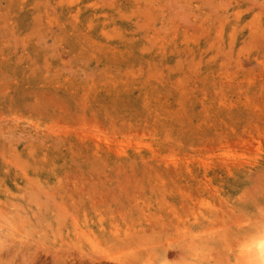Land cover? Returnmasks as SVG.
<instances>
[{
  "label": "rangeland",
  "instance_id": "374dc122",
  "mask_svg": "<svg viewBox=\"0 0 264 264\" xmlns=\"http://www.w3.org/2000/svg\"><path fill=\"white\" fill-rule=\"evenodd\" d=\"M263 226L264 0H0V264H264Z\"/></svg>",
  "mask_w": 264,
  "mask_h": 264
},
{
  "label": "bare ground",
  "instance_id": "6f19581e",
  "mask_svg": "<svg viewBox=\"0 0 264 264\" xmlns=\"http://www.w3.org/2000/svg\"><path fill=\"white\" fill-rule=\"evenodd\" d=\"M263 227H264V226H263ZM238 228H239V227H238ZM238 228H237V229H238ZM260 228H261V227H260ZM247 233H248V232H247ZM262 234H264V233H262ZM258 236H259V235H258ZM260 236H262V235H260ZM242 237H243V236H242ZM262 245H264V243H263ZM261 248H262V247H261ZM260 250H261V249H260ZM263 255H264V254H263Z\"/></svg>",
  "mask_w": 264,
  "mask_h": 264
}]
</instances>
